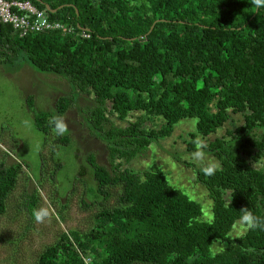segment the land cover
Masks as SVG:
<instances>
[{
    "label": "trees",
    "instance_id": "obj_1",
    "mask_svg": "<svg viewBox=\"0 0 264 264\" xmlns=\"http://www.w3.org/2000/svg\"><path fill=\"white\" fill-rule=\"evenodd\" d=\"M30 2L49 23L71 31L28 29L19 35L0 22V65L19 59L66 81L70 99L59 97L51 112L33 115L43 140L51 116H61L79 95L88 96L92 107L84 128L107 155V166L92 153L80 160L75 140L68 163L72 140L64 134L51 149L54 193L61 197L69 189L71 164L72 176L87 175L89 199L117 190L115 205L99 209L86 233L60 231L33 264H264V229L239 223L244 207L264 220V167L257 166L264 161V7L251 0ZM231 115L240 116V123L202 146L217 163L213 174L176 158L204 188L209 222L158 165H130L183 120H194L184 141L186 152L194 153L196 139L216 134L232 123ZM114 119L124 125H114ZM21 166L29 171L24 162H0V215ZM36 197L33 189L21 203L29 219Z\"/></svg>",
    "mask_w": 264,
    "mask_h": 264
},
{
    "label": "rangeland",
    "instance_id": "obj_2",
    "mask_svg": "<svg viewBox=\"0 0 264 264\" xmlns=\"http://www.w3.org/2000/svg\"><path fill=\"white\" fill-rule=\"evenodd\" d=\"M59 97H71L70 89L61 77L36 72L19 59L13 64L0 65V162L17 161L29 166V171L25 166H21L18 171L15 186L6 202L5 212L0 215V264H33L39 252L54 242L60 231H74L80 235L86 233L93 226V215L99 209L115 205L117 190L110 191L108 197L99 201L89 199L85 193L90 186L85 180L87 175L72 176L73 164L70 165L71 171L66 172L67 179L72 177L69 189L61 197L55 195L54 188L57 183L52 176L54 165L50 161V155L52 144L62 136H56L50 128L43 140L44 137L34 127L33 115L43 111L51 112L54 101ZM91 107L89 97L79 95L61 115L69 128L65 134L66 138L72 140L69 143L71 149H67L65 158L68 163L73 162L72 153L76 149V140V156L80 160L85 153H92L98 164L107 166L105 147L84 128L83 119ZM25 121L30 123L26 125ZM112 121L114 125H124L115 119ZM230 122L232 123L227 122L216 134L204 140L197 138L196 151H202L206 142L224 135L225 130H231L232 125L239 124L240 116L231 115ZM158 123L155 121V124ZM193 130L194 120L180 121L168 138L152 144L145 154L133 159L130 165L136 169H143L152 163L158 165L167 182L195 201L200 207L201 220L209 222L210 202L206 198L204 188L194 182L193 169L176 160L178 158L202 167L217 164L206 153H203L202 160H195L193 153L186 152V133ZM198 145L201 147L198 148ZM38 153L41 154V165L37 177L35 167L39 162ZM79 159H76L77 164L80 163ZM257 166L264 167V161ZM33 189L37 190L34 210L46 208L49 211V216L43 223H37L34 216L29 219L21 207L22 201L27 200ZM234 229L236 230V227ZM242 231L238 226L235 232ZM231 235L233 236L232 231ZM217 245L218 241L213 247ZM84 262L89 264L88 260Z\"/></svg>",
    "mask_w": 264,
    "mask_h": 264
},
{
    "label": "built area",
    "instance_id": "obj_3",
    "mask_svg": "<svg viewBox=\"0 0 264 264\" xmlns=\"http://www.w3.org/2000/svg\"><path fill=\"white\" fill-rule=\"evenodd\" d=\"M0 22L9 24L19 35L25 34L29 29L33 32L48 29H62L70 32L71 29H64L59 23L48 22L42 11H38L30 0H0ZM82 37H87L84 30Z\"/></svg>",
    "mask_w": 264,
    "mask_h": 264
},
{
    "label": "clouds",
    "instance_id": "obj_4",
    "mask_svg": "<svg viewBox=\"0 0 264 264\" xmlns=\"http://www.w3.org/2000/svg\"><path fill=\"white\" fill-rule=\"evenodd\" d=\"M252 5L259 7H264V0H251ZM26 125L29 124V121L24 122ZM49 125L51 127L52 132L56 136H63L69 131L68 124L65 119L60 115H53L49 119ZM201 147L198 145V148ZM193 159L195 160H202L203 159V152L196 151L192 154ZM214 166L209 165L207 167H203L202 171L206 175H211L214 172ZM241 213L239 218V223L243 226H246L247 229H264V220L256 217L253 215L252 211L247 208H241L239 211ZM33 216L37 223H43L44 220L49 216V211L46 208H39L33 211Z\"/></svg>",
    "mask_w": 264,
    "mask_h": 264
},
{
    "label": "water",
    "instance_id": "obj_5",
    "mask_svg": "<svg viewBox=\"0 0 264 264\" xmlns=\"http://www.w3.org/2000/svg\"><path fill=\"white\" fill-rule=\"evenodd\" d=\"M35 1H37V2H38V0H35ZM45 8H46V10L48 9V7H47V6H45Z\"/></svg>",
    "mask_w": 264,
    "mask_h": 264
}]
</instances>
